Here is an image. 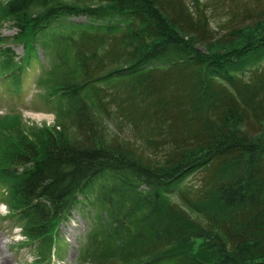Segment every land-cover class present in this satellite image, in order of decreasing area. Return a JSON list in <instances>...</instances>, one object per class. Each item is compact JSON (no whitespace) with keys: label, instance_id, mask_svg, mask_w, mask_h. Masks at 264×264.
I'll use <instances>...</instances> for the list:
<instances>
[{"label":"trees","instance_id":"obj_1","mask_svg":"<svg viewBox=\"0 0 264 264\" xmlns=\"http://www.w3.org/2000/svg\"><path fill=\"white\" fill-rule=\"evenodd\" d=\"M206 1L223 21L202 0H0L24 50L15 63L0 36L6 79L20 85L54 31L78 72L49 87L75 138L53 129L39 144L16 126L0 158L8 215L37 261L50 264L59 224L96 187L109 264H264V0Z\"/></svg>","mask_w":264,"mask_h":264},{"label":"rangeland","instance_id":"obj_2","mask_svg":"<svg viewBox=\"0 0 264 264\" xmlns=\"http://www.w3.org/2000/svg\"><path fill=\"white\" fill-rule=\"evenodd\" d=\"M67 1L75 4L92 2V0ZM202 1L207 6V15L216 21L225 19L224 13L215 11V4ZM65 21L85 22V18L71 17ZM210 26L213 31L217 30L214 22ZM16 29L11 20H0V36L6 40L3 43L14 51V60L17 61L15 63H19L24 50L22 43L13 38ZM55 33L56 31L51 32L46 38L39 39L37 53L32 62H28L26 70L23 68L18 72L17 79L20 85H14L10 79H6L10 72L0 70V158L8 146L17 140L16 126L22 127L19 131L22 132L23 129V133L28 138L39 144L46 145L49 137L52 136L50 132L53 134L51 131L53 129L75 138V127L66 113L64 101L59 98L54 100L53 92L49 89L53 83H56L61 71H67V74L73 78L78 76L67 45L58 42ZM197 47L203 49L202 46ZM86 96L90 97L88 93ZM88 101L90 102V99ZM90 106L95 110L92 103ZM102 122L105 123L103 125L109 137L114 133L123 134L119 132L117 125L106 120ZM57 124L61 126L57 127ZM198 178L199 175L192 174L187 176L185 181L196 184ZM96 192V187H92L84 195L79 196L80 202L73 206L69 218L59 224L57 236L54 237L57 240L53 241L52 238L48 243L53 253L50 264H99L91 258L92 252L98 254L104 264L117 261L115 242L110 243L103 238ZM4 197L5 191L0 188V264H47L44 260H35L36 248L21 234L15 220L9 217L7 206L3 203ZM167 197L170 200H177L174 191L167 194ZM103 216L109 219L106 212ZM130 221L128 228L132 231L135 228L136 217L130 218ZM122 236L126 237L125 234ZM193 249H198V245L195 244ZM133 250L135 249L131 248L129 252Z\"/></svg>","mask_w":264,"mask_h":264}]
</instances>
